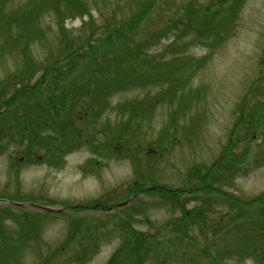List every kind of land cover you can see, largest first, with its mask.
<instances>
[{"label":"rangeland","instance_id":"374dc122","mask_svg":"<svg viewBox=\"0 0 264 264\" xmlns=\"http://www.w3.org/2000/svg\"><path fill=\"white\" fill-rule=\"evenodd\" d=\"M56 1L0 0V199L24 203H0V264H112L127 244L130 225L149 236L139 239L147 258L152 257L148 264L209 263L211 256H220L216 250L225 231L235 238L233 227L220 228L233 212L225 196L197 193L199 198L176 201L166 194L148 207L144 199L136 201L142 196L133 195L134 189L151 182L190 188L189 170L214 164L233 136L239 141L223 156L236 166L224 167V185H217L243 199L264 191V121L259 138L250 132L264 92H248L256 78L264 90V0H240L236 8L237 0H155L128 47L155 36L140 59L157 72L169 70L168 75L126 77L121 90L97 94L93 86L99 78L82 76L99 53L84 58L71 50L101 45L105 34H93V26L126 21L148 0H81L89 10ZM188 21L204 25L210 36H199ZM180 60L185 61L182 68ZM165 61L172 66L158 65ZM132 65L138 67L135 75L143 71L130 59L127 66ZM175 68L181 70L176 80ZM79 81L90 87L94 101L67 115L68 104L63 107L59 93ZM242 100L247 102L243 110ZM134 106L132 116L128 110ZM242 113L246 121L236 126ZM51 115L57 119L26 121ZM249 145L253 151L243 158ZM151 147L160 154L151 153ZM250 154L257 164H251ZM247 165H254L248 173L239 170ZM123 201L124 207L106 209ZM179 202L187 209L202 207L205 220H181ZM250 238L258 241V235ZM149 244L153 252L146 249ZM193 250L199 258H191ZM55 251L59 256L53 258ZM245 258L236 253L222 261L257 264Z\"/></svg>","mask_w":264,"mask_h":264},{"label":"trees","instance_id":"16d2710c","mask_svg":"<svg viewBox=\"0 0 264 264\" xmlns=\"http://www.w3.org/2000/svg\"><path fill=\"white\" fill-rule=\"evenodd\" d=\"M53 2V1H52ZM57 2L71 6L74 5L78 7L80 10H89L87 5L84 2H81V0H57ZM157 1L155 0H148L147 2L143 3L141 7L132 15L130 18L126 21H111L109 20L106 23H103L107 26L104 27L103 24H97L93 26L91 32L99 33L102 30V33L105 34L103 37V41L101 45L97 46H90V48L82 47L79 46V48H75L71 50L70 53H76L78 54V57H84L86 58L85 55L89 54H95L99 53V56H96L94 60L90 61V67L88 69V73L91 75H96L99 78V82L96 84V89L94 92L97 91H103L104 93L107 90H121V87L123 82H127L126 77H128L130 80L137 81L139 80L140 74L143 73L145 75H148L149 77H163L166 78V75H168L169 70H161L157 72V67L153 64L151 68V64L148 63V61L143 62L140 57H142V49L148 45L149 41L152 40L154 37L146 36L145 38L147 39L146 41H141L137 44L134 45V47H128L129 40L132 38L131 34L135 32V30L139 27L140 21L145 19L148 16L149 11L155 6ZM239 3V0L235 3L236 5ZM58 5V4H57ZM203 8L202 10H204ZM89 12V11H88ZM216 15V14H215ZM193 28H195L196 32L202 33V28L204 25H199V22L196 21H188ZM87 43H89V40H86ZM90 44V43H89ZM88 44V45H89ZM114 45L116 47V50H112L111 47ZM85 48L87 49L85 52ZM84 51L83 54L80 52ZM121 53H126L125 55H122ZM68 57V54L65 55ZM64 56V57H65ZM133 59L138 62L139 67L143 68V71L140 72L139 74L135 75V72L137 70V66L132 65V66H127V63L129 64V60ZM157 63V62H156ZM180 67L185 66V61H179ZM158 64V63H157ZM162 66L165 69H168V66H172L170 61L166 62L164 65L163 64H158ZM52 67H50L51 69ZM155 73V76H152L153 71ZM181 70L179 69H174V75L175 79H178V76L180 75ZM112 74V79L109 74ZM157 73V74H156ZM126 76V77H125ZM126 80H125V79ZM124 79V81H123ZM180 81V80H178ZM259 82L255 85V87L252 90V93L254 92H260L263 93L264 90L259 85ZM25 90L24 92H26ZM90 93V91L88 92ZM248 97V96H247ZM91 105V104H89ZM143 106V103L140 104ZM139 105V106H140ZM247 105V102L245 100H242L241 105L239 108L243 110ZM70 109V108H69ZM131 112L132 116L137 112L136 106L130 107L128 110ZM245 114L242 113L240 115L239 121L240 123L245 122ZM264 121V103L258 110L254 121V128H260V123ZM240 124H236V126H239ZM234 139V138H233ZM239 140H229L227 143V146H224V151H226V154H231V148L233 145ZM230 163H226L224 167H229ZM219 168L223 167V164L218 163ZM222 169V168H221ZM220 169V170H221ZM223 174V173H222ZM222 174H218L216 171L213 170L212 167L208 168L207 170L201 172V169L197 167H193L187 177L189 179H194V184L193 187H190L189 189L185 188H172L170 189V193L173 192L174 195L177 194L180 195L181 193H184V191H194L197 189V191L200 190H205L207 192H214V193H223L224 195L227 196V193L222 190L220 186H217V183L221 182L222 180ZM199 183L202 185L199 186ZM160 186V185H159ZM146 192H156L160 191V188L156 185H151L149 188L145 189ZM230 195V194H229ZM230 208L233 210L232 213H230L229 217L224 221V228L228 227H233L232 231L234 232L233 234L235 235V238L231 236V231H225L224 236L221 238L219 242V249H217V254L220 256H211V261L207 264H223L224 261H222L225 257L230 259L235 255L236 253L238 255H249L252 254L253 248H251L248 245V241L252 245H258L262 246L261 248L264 251V192L257 195L253 201H250L246 203L247 201H240L238 198L233 197L230 195ZM181 208L183 209L184 216L183 218L189 217L190 216V223H195L197 220H200L203 222L205 218L202 215L203 208L200 206H195L191 210H189V214H187V208L185 207V204L182 202H179ZM228 203V202H224ZM246 203V204H245ZM252 208V209H251ZM254 214V215H252ZM258 235V241L253 242L250 238V235ZM15 237V236H13ZM145 239V238H144ZM148 239V237H147ZM23 245H27V242H23ZM258 251V250H257ZM121 253V251L116 252L114 258H117V256ZM199 258L200 255L197 250L194 251V255H191V258ZM261 257H263L261 255ZM260 258V257H259ZM200 264H206L205 260L203 263L199 261Z\"/></svg>","mask_w":264,"mask_h":264}]
</instances>
